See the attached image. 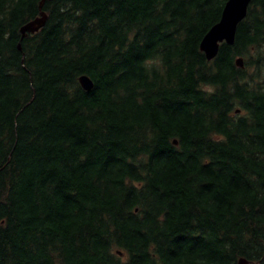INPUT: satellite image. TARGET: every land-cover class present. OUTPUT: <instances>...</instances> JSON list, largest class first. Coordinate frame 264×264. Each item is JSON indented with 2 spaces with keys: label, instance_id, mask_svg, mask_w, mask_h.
I'll use <instances>...</instances> for the list:
<instances>
[{
  "label": "trees",
  "instance_id": "obj_1",
  "mask_svg": "<svg viewBox=\"0 0 264 264\" xmlns=\"http://www.w3.org/2000/svg\"><path fill=\"white\" fill-rule=\"evenodd\" d=\"M40 1L0 0V264H264V0L210 61L226 0Z\"/></svg>",
  "mask_w": 264,
  "mask_h": 264
},
{
  "label": "water",
  "instance_id": "obj_2",
  "mask_svg": "<svg viewBox=\"0 0 264 264\" xmlns=\"http://www.w3.org/2000/svg\"><path fill=\"white\" fill-rule=\"evenodd\" d=\"M44 1L45 0H41L39 2V10ZM250 1L251 0L225 1L218 21L208 29L198 45L199 51L204 55L206 61H210L214 58L219 44L224 43L226 45H231L233 43L236 26L245 17L246 9ZM45 20L46 15L39 11L38 17L20 26V40L26 34L36 33L44 25ZM234 64L236 67L242 68L241 58H236ZM78 83L80 88L84 91H90L92 88V82L84 75L78 77ZM173 144H175V141H173ZM236 264H247V261L240 258L237 260Z\"/></svg>",
  "mask_w": 264,
  "mask_h": 264
},
{
  "label": "bare ground",
  "instance_id": "obj_3",
  "mask_svg": "<svg viewBox=\"0 0 264 264\" xmlns=\"http://www.w3.org/2000/svg\"><path fill=\"white\" fill-rule=\"evenodd\" d=\"M248 7V6H247Z\"/></svg>",
  "mask_w": 264,
  "mask_h": 264
}]
</instances>
